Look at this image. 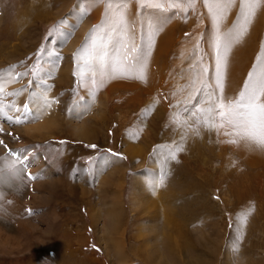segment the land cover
<instances>
[{"label":"rangeland","instance_id":"obj_1","mask_svg":"<svg viewBox=\"0 0 264 264\" xmlns=\"http://www.w3.org/2000/svg\"><path fill=\"white\" fill-rule=\"evenodd\" d=\"M21 1L5 0L8 12L12 14L14 4ZM40 1L52 2L50 8L52 11L55 10L57 0H35V3L39 4ZM65 1L68 3V10H73L77 0ZM241 1L194 0V4H190L189 0L84 1L88 8L91 3L94 4V8L104 5V13L107 9L113 8H118L116 11L120 12L123 5L130 9L134 7V13L140 16L136 19L138 27H141L140 20L146 19L148 32L152 25L164 24L167 44L165 42V48H161L157 56L155 55L158 62L146 58V66L149 65L146 71V84L143 85L136 80V84H139L143 91L136 89L145 94L137 96V91H133L137 101L127 110L133 114L131 122L133 136L137 142L140 141L138 139L140 133L146 134V155L143 153L139 165L134 166L133 159L123 151L121 145H116L112 135L110 137L101 135V141L97 139L90 142L75 137H61L62 139L52 137L41 142L38 139L34 141L24 137L25 143L22 142L16 150L24 151V148H31L34 145L28 160L32 156L44 154V160L54 171L49 179L42 181L41 184L40 178L36 179L39 176L36 168L27 171L32 177L27 184L28 189L18 194L24 204L20 205L21 208L20 206L14 208V212L21 216H17L13 228L11 225L7 229L0 228V239L3 240L5 234L12 238L4 244L0 243V264L122 263L121 259L117 262L119 257L115 249L113 251L111 249L114 255L110 258V250L101 241L100 233V229L106 230V227L112 225L107 203L111 197L109 193L114 195V192L112 190L108 192L105 188L97 190L91 174V179L85 184L86 190L91 191L71 187L73 182L74 185L77 184L81 167L93 171L103 155L112 156L121 162L119 175L120 181H124L123 205L118 208L121 221L119 228H126L125 251L129 257V261H125L126 264H156V255L149 254V250L156 253L149 216L141 209L132 210V201L129 199L134 188L133 176L145 168L155 171L157 175L149 185L150 192L152 193V189L154 192L152 193L154 202H161L165 210L162 217L165 220L164 232L161 231L159 236V245L168 264H264V163L256 162L258 161L254 156L256 152L248 149L244 141H240L239 144L227 142L236 139L233 135L224 134L231 133V128L225 125L218 130L210 129L202 122L204 116L197 111L207 109L212 103L210 96L217 97L219 94L209 81L210 74L216 68V55L221 50L214 44L215 40L210 38V32L215 36L212 27L229 31L231 35L236 36L233 27L235 25L239 27L241 23L239 28H242L243 23L242 17L237 13L238 9L251 10V13H254V21L259 15L261 19L264 18V0L262 2L259 0L263 8H260L259 15L257 0H247V5L242 9L239 5ZM117 3L120 6H117ZM229 3L230 6L227 5ZM223 4L228 7H223ZM230 8H237L233 11L234 14ZM222 11L229 14L226 21L223 18L224 25L221 22ZM207 12L214 13L212 16L216 19L213 22H207ZM40 13L45 14V11ZM104 13H98L97 18H93L95 23L91 27L92 30L100 31L102 25L106 24L109 18L106 19ZM90 17H94L92 9L88 11V21ZM60 19L61 17H56L44 24L38 22V27L32 32L33 41L37 40L38 44L34 56L30 55L32 51L28 50L24 53L21 64L16 58L11 60L13 63L4 60V64L2 62L0 65L2 67L14 65L18 73L31 70L30 74L34 76L41 64L40 58L46 50L47 43L61 29ZM157 20L158 22H151ZM172 22L176 24L173 23V27ZM120 26L119 23L115 29L122 34L124 32ZM132 29L134 30V26ZM252 29L253 27L250 30ZM130 33L132 32H128V35ZM258 34L260 35L256 39L254 37L253 45H250L253 49L251 48L248 54L245 46L242 45L238 49V51L244 49V52L239 54L240 56L244 54L240 65L245 66L243 71L248 73L246 76L248 79L241 77L242 71L237 78L246 84L249 82L254 64L257 63L260 48L264 45V27ZM4 37L0 39V48ZM3 43L6 44V40ZM159 43L156 42L153 53ZM246 55L248 56L245 57ZM30 63L32 65L28 66ZM26 67L28 68L25 69ZM148 71L150 80L147 81ZM225 80L226 96L223 94L224 96L220 97L225 102L237 99L238 94L244 91L243 88L241 90L240 87L238 93L235 92L237 96H230L228 87L231 83L227 76ZM117 82L127 85L130 83L115 81ZM70 88L74 92L72 100L85 98L78 88L77 81H74ZM66 89L67 87L59 86L60 91ZM71 104L73 103L63 105L65 111H69ZM136 105H140L139 109L136 108L137 111L140 110L139 112L134 111ZM145 112L144 118L142 115ZM198 118L201 121L199 124ZM138 120L142 121V124H138ZM215 122L219 124L218 119ZM111 125L109 127L111 133L119 128V123ZM13 133L14 131L0 134V140L3 141V144H0L2 149L13 148V143L23 138L20 134L18 137ZM71 148H81L85 151L75 159L76 161H71V155L74 153ZM5 153L8 154L6 151ZM154 182L157 183V187ZM96 203H100L103 215L99 225L94 223L91 215ZM5 208L7 211L4 208L0 210L6 214L10 213L8 207ZM142 226H146V230H142L143 234L140 235L139 228ZM166 261L157 264H166Z\"/></svg>","mask_w":264,"mask_h":264},{"label":"bare ground","instance_id":"obj_2","mask_svg":"<svg viewBox=\"0 0 264 264\" xmlns=\"http://www.w3.org/2000/svg\"><path fill=\"white\" fill-rule=\"evenodd\" d=\"M84 1L77 0L73 10H68V3L65 0H57L55 10L52 11V2L40 1L39 4H36L35 0L32 2L22 0L19 4H14V12L10 14L5 0H0V39L5 36L0 48V64L4 60L12 62L11 60H15L16 58L21 64L24 53H27L28 50L32 51L30 55L34 56L38 44L37 40L35 42L33 41L32 32L38 27V22L44 24L56 17H61V29L47 43L46 50L40 58L41 64L34 76H31V70L18 73L14 65L5 67L0 65V127L4 128L5 131L4 129L2 130L6 133L14 131V135L20 137L18 135L20 134L23 137L21 140L13 143L14 147L11 148L13 149L14 155L10 156L5 153V151L8 152L11 148L2 149L0 147V155L2 156L0 157V209L4 208L7 211L5 207H8L10 210L8 214L0 210V228L2 229H7L10 225L13 228L17 216H21L19 213L14 212V208L24 204V201L22 202L18 194L28 189L27 184L30 183V179L27 171L36 168L39 172V176L36 179L40 178V184L42 181H47L50 174L54 171L49 163L44 160V154L32 156L28 160L34 145L31 148H24V151H21V149L16 150L21 146L22 142L25 143L24 137L34 141L38 139L40 142L52 137L55 139L75 137L90 142L97 139L101 141V135L103 137H110L112 135L116 141V145H121L123 151L133 159L134 166L139 165V159L143 153L146 155V134L140 133L138 139L143 143H140V141L137 142L133 136V122H131L133 120V114L127 110L133 102L137 101L133 95V91H137V96L145 94L137 90L142 89L139 84H136V80L143 85L146 84V71L149 67V65L146 66V58L149 57L152 61L157 60L156 62H158L159 60L156 54L161 48H165L164 44L167 38L165 30L163 29L164 24H154L148 32L146 31V19L140 20L141 27H138L136 19L140 16L134 13V7L130 9L123 5L120 12L116 11L118 8H113V10L107 9L104 13V5L101 4L100 7L94 8V4L91 3L88 8ZM231 3L227 5L230 6ZM247 3V0H242L239 3L241 9ZM116 5L120 6L118 3ZM224 5L223 7H228ZM261 5L262 3L259 4V0H257L258 15L261 12ZM90 9L93 10L94 17H90L88 21V11ZM236 9L230 8L232 12ZM238 10L237 13L242 17L243 23L242 28H239L241 23H239V27L236 25L233 27V32H236V36L234 34L231 35L229 31L219 30L215 26L212 27L215 36L210 32V38H213L215 40L214 44L221 49L215 59L217 60L218 56H223L225 52L227 53L222 93L216 86V68L210 74V84L212 87L215 86L219 92L217 97L225 94L224 91L227 87L225 76H227V79L231 83L228 87L230 96H237L235 92L238 93L237 91L240 90V87L241 90L242 88L245 90L246 82L243 83L244 81H239V78H237L241 71V77L243 79L248 75L245 70L243 71L245 66L240 65V60L244 54L242 56L239 54L244 52V49L242 51H238V49L243 45L248 54V51H251V48L253 49V46L250 47V45H253L254 37L256 39L260 35L258 34L260 29L264 27V18L261 19L260 15L254 21V13L249 15L251 10ZM42 11H45V14L40 13ZM67 11L69 12L67 13ZM98 13H104L105 18L109 19L106 21V24L102 25L100 31H94L91 27L95 23L93 18L96 19ZM142 15L146 16V14ZM212 15L214 13L207 12V22H213L216 19ZM228 15L222 11L221 22L223 25ZM223 18H225V21ZM151 22L155 23L158 20ZM119 23L121 24L122 32H124L122 34L115 29V27L118 28ZM173 23L176 25L175 22H172V27L174 26ZM133 26L134 30L132 29ZM252 27L253 29L250 30ZM216 30L217 32H215ZM128 32L132 33L128 35ZM168 32L166 31V33ZM4 40H6V44L3 43ZM156 42L160 43L157 45L158 47L155 53H153ZM260 51L257 63L254 64L251 77L247 84L254 83L264 73V45L261 46ZM158 56L160 55L158 54ZM30 62L32 63V61ZM31 63L28 66H31ZM154 64L156 63L154 62ZM151 70L152 68L150 72ZM227 71H229L228 74ZM149 74L148 71L147 81L150 80ZM141 75L143 76L142 79L140 78ZM74 81H77L80 92L85 95V98H82V100H72L74 92L71 91L70 87ZM115 81H130V83L127 85L121 82L115 83ZM59 86L67 87V89L60 91ZM128 91H131V93H128ZM261 99L264 102V96ZM70 102L73 103L71 104V108L69 111H65L63 105H66V103L69 104ZM140 105H136L134 111H137L136 108L139 109ZM142 116L145 118L146 112ZM17 119L19 122H17ZM111 123H116V125L119 123V128L113 130L112 133L109 131ZM139 123L142 124V121L138 120ZM3 133L0 134L3 135ZM141 137L143 140H141ZM244 144L248 149H253L252 151L256 152L254 156L258 159L256 161L257 163H264V148L257 147L255 144L248 145L245 141ZM71 149L74 151L71 155V161L75 160L85 151L81 148ZM25 155L27 159L22 164L17 163L13 166L14 161ZM120 168L121 162L118 159L109 155H103L93 168V171L81 167V172L76 180L77 184L74 185L73 182L71 187H77L81 188L82 191H87L85 184L87 180L91 179V174L97 190L105 188L108 192L110 190L114 192V195L109 193L111 197L107 203L112 225L111 227H106V230L104 229L105 231L100 229V233L102 234L101 241L108 246L110 251L111 249L112 251L115 249L114 251L115 253L117 252L116 254L119 257L117 262L121 259L123 261L119 263L126 264L125 261L129 258L125 251L124 234L126 228H119V222L121 221H119L120 212L118 206L122 207L123 205L122 188L124 186V181H120ZM17 169H21V171L17 172ZM133 177L134 188L129 198L132 201V210L141 209L142 212L149 216L151 223L150 230L153 234L154 245L156 246V253L149 250V254L154 253L156 255V264L162 261L164 262L166 259L160 250L159 236L161 231L164 232L165 220L162 217L165 210L162 208L161 202H154L152 196L154 192L153 189L152 193L150 192L149 185L157 177L156 172L145 168V170L136 172ZM155 184L157 187V183ZM152 186L154 187V185ZM157 190L160 192V189L157 188ZM89 191L91 190L87 192ZM164 198L163 201H165ZM91 212L94 223L99 225L101 222L100 219L103 216L101 214L100 203L93 207ZM142 230H146V226L139 228L140 235L143 234ZM11 239L8 234H5L3 240L0 239V243L4 244ZM110 251V258H112L114 252ZM89 260L91 261L92 259ZM166 264H168L167 261Z\"/></svg>","mask_w":264,"mask_h":264},{"label":"snow or ice","instance_id":"obj_3","mask_svg":"<svg viewBox=\"0 0 264 264\" xmlns=\"http://www.w3.org/2000/svg\"><path fill=\"white\" fill-rule=\"evenodd\" d=\"M190 4H194V0H189ZM249 15H252L250 12ZM227 53L218 56L216 63V86L223 92L224 67L226 64ZM141 79L143 76L141 75ZM264 96V73L252 84H246L245 90L241 91L239 97L235 100L225 102L222 97L210 96L212 103L207 109H197L203 116V124L208 128H219L227 125L232 129L231 133L225 132V135H233L236 139L227 141L231 144H239L245 141L248 145L255 144L257 147L264 148V102L261 97ZM195 115V113H193ZM219 120V124L215 121ZM17 122L19 120L17 119ZM197 123H201L197 119ZM0 131H3L0 129ZM199 135V132L196 133ZM10 135V134H9ZM0 144L3 141L0 140ZM94 147V146H93ZM8 154L14 155L12 150H8ZM174 158V157H173ZM27 156L18 158L13 162L22 164ZM21 169H17V172ZM31 179V174H27ZM31 211V210H29Z\"/></svg>","mask_w":264,"mask_h":264}]
</instances>
